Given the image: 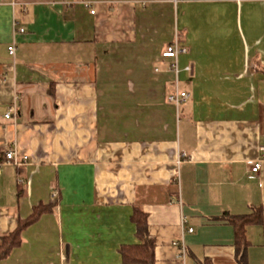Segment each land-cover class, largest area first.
I'll return each mask as SVG.
<instances>
[{
	"label": "crops",
	"instance_id": "1",
	"mask_svg": "<svg viewBox=\"0 0 264 264\" xmlns=\"http://www.w3.org/2000/svg\"><path fill=\"white\" fill-rule=\"evenodd\" d=\"M14 2L0 4V238L55 205L0 264H72L78 249L122 264L133 208L155 264H238L224 215L259 211L244 255L264 264V0Z\"/></svg>",
	"mask_w": 264,
	"mask_h": 264
},
{
	"label": "trees",
	"instance_id": "2",
	"mask_svg": "<svg viewBox=\"0 0 264 264\" xmlns=\"http://www.w3.org/2000/svg\"><path fill=\"white\" fill-rule=\"evenodd\" d=\"M1 159V154H0ZM4 160V156L2 158ZM2 162V160H0ZM55 204H39L34 206L31 213L25 219H17L15 228L8 234L0 238V261L7 258L10 253L21 244L22 231L33 224L42 214L50 211ZM225 216V220L231 225L234 234V246L237 254L238 264L245 263V250L248 246L245 229L246 226L255 223L260 219L259 211H253L251 214L243 216ZM131 222L135 225V236L138 243L131 245H121L118 253L122 264H155L154 263V241L149 238L147 231V214L139 208H133L130 217ZM203 264H210L204 262Z\"/></svg>",
	"mask_w": 264,
	"mask_h": 264
},
{
	"label": "built area",
	"instance_id": "3",
	"mask_svg": "<svg viewBox=\"0 0 264 264\" xmlns=\"http://www.w3.org/2000/svg\"><path fill=\"white\" fill-rule=\"evenodd\" d=\"M7 1H10L12 4H14V0H0V4L5 3ZM239 1V0H237ZM91 13H93V11H91ZM19 33H22V29L19 30ZM7 52L9 55H13L14 53V47L10 46L7 49ZM186 50L185 48H182L181 46L178 45V39L177 37H175V39L172 41V43H170L169 45H167L164 49V51L162 52L161 56L163 58H167V59H171L172 60V65L171 68L175 71L176 70V57L177 55L181 54V53H185ZM188 98V94L185 92H178L177 90H174L172 93H170L168 95V102L172 103L174 106H178L179 104L183 103L186 99ZM10 117V114L7 113L5 115V118L8 119ZM260 152L262 154V158H264V145L260 148ZM26 160L25 157H22L21 159H19V157L17 156V154L9 149L7 151H5L4 153V162L5 163H9L12 164L14 166H21L24 161ZM260 163L261 160H257L251 167L250 171L252 173H257V171L260 168ZM185 226V222L181 221V231H186L187 233H192V229L191 228H186ZM185 228V229H184ZM181 238L178 240H175L172 242V247L176 249V253H177V258L179 260H184L185 256H186V248L185 245L183 243L182 240V235L180 236Z\"/></svg>",
	"mask_w": 264,
	"mask_h": 264
},
{
	"label": "rangeland",
	"instance_id": "4",
	"mask_svg": "<svg viewBox=\"0 0 264 264\" xmlns=\"http://www.w3.org/2000/svg\"><path fill=\"white\" fill-rule=\"evenodd\" d=\"M96 253H97L96 251L91 252V251H87L85 249H78L76 251H72V257H70V261L72 264H88V263H90V261H92L94 259V257L96 256ZM54 258H55L54 264H58L59 263L58 262L59 261V255L55 256ZM41 262H43V261H41ZM65 264H67V263H65Z\"/></svg>",
	"mask_w": 264,
	"mask_h": 264
}]
</instances>
